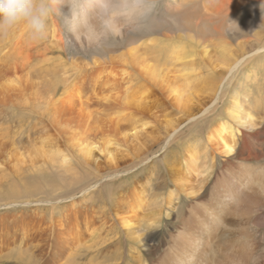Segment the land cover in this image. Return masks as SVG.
Returning <instances> with one entry per match:
<instances>
[{
  "label": "bare ground",
  "instance_id": "bare-ground-1",
  "mask_svg": "<svg viewBox=\"0 0 264 264\" xmlns=\"http://www.w3.org/2000/svg\"><path fill=\"white\" fill-rule=\"evenodd\" d=\"M248 1L246 14L252 12L253 25L248 27L249 32L264 31V5L260 0H56L43 39H33L25 24L17 25V31L29 42L28 50L41 53V58L34 62L27 56L19 65L10 64L15 76L20 69L25 74L4 85L0 114L10 110L18 116V108H22L27 113L23 111L21 116L33 119L35 127L41 126L34 132L41 133L39 146L31 148L27 155L33 168L59 163L71 172L68 166H73L72 162L90 168L97 166L99 152L104 154L108 165L109 174L104 181L113 184L138 165L150 163L146 161L152 152L144 155L142 162L122 166L117 163L119 149L115 148L127 142H136L141 148L143 138L148 144L153 139L145 137L149 122L143 124V120L141 128L135 126L125 131L121 143L118 140L101 143L91 135L81 138L79 132L73 133L67 118L82 116L93 121L116 115L121 121L135 117L146 120L170 110L166 99L173 100V106L185 120L178 124L167 121L165 138H155L158 145L163 144L161 150L168 151L181 134L183 124L203 121L215 114L220 104L228 102L227 97L231 101L225 105V114L237 129L236 135L231 132L230 137L216 139L224 158L210 162L209 167L215 169L218 160H222L223 167L214 176L211 175L214 170L209 172L198 187L179 185V176L176 178L179 160L166 161L167 175L160 184L162 193L157 194L151 206L144 204L148 184L141 182L105 193L107 196L101 202L85 204L97 185H79L84 179L77 178L69 182V186L77 187L58 201L34 203L15 199L2 203L0 212L21 206L29 207L28 212L33 209L32 216L5 214L0 221V227H15L27 232L26 236L36 230L35 236L27 237L30 240L24 235V246L33 240L36 244L27 247L28 252L19 256L17 264H41L43 259L44 264H264V164H249L243 156L248 147L244 144L242 150L237 147L250 134H256L258 140L264 138V114H260L264 110V93L259 90L258 96H254L249 91L229 92L240 68L264 52V44L259 43L257 35L256 40L253 37L255 45L250 39L233 50L225 27L226 18L243 11ZM162 3L172 25L163 26V19L156 16ZM55 53L57 57H49ZM9 58L5 57L7 62L11 61ZM213 59L218 63L213 71L223 70L222 82L200 100L214 78L213 74H202V63L211 64ZM199 85L202 87L198 88ZM28 90L33 101L29 110L20 102L15 103L19 94ZM18 124L23 127L24 120L19 119ZM230 127L226 125L224 129ZM21 133L13 141L15 147L25 136ZM61 139L65 150L59 145ZM258 140L256 145L264 150V140L261 144ZM209 144L213 146L210 141ZM12 155V151L0 145V160L4 159L0 161V172L4 165L13 170L14 179H23L26 167L20 160L13 163ZM1 177L8 187L6 196L17 198L19 187L2 173ZM210 177L212 187L203 201ZM172 183L180 196L191 201L186 215L180 196L175 191L168 194ZM61 203H68L62 211ZM39 204H49L51 214L42 217L36 207ZM171 215L176 216L179 226L174 233L166 234L163 230ZM162 240H167L168 246L152 262L148 261L147 257L158 251Z\"/></svg>",
  "mask_w": 264,
  "mask_h": 264
},
{
  "label": "rangeland",
  "instance_id": "rangeland-1",
  "mask_svg": "<svg viewBox=\"0 0 264 264\" xmlns=\"http://www.w3.org/2000/svg\"><path fill=\"white\" fill-rule=\"evenodd\" d=\"M260 1H263V5H264V0H260ZM249 3L250 1H248L247 4H245L247 7L246 6L243 7V11L238 12V14H236L235 16L227 15L228 18H226L225 27L228 34L226 36H227V40L231 43L233 50H236L237 47H239L240 43H246L247 41L249 42L250 39H251L250 43L255 45L256 42L254 41V38L256 40L257 35H259L258 36L259 43L261 45L264 44L263 30L260 29L257 32L255 31L254 33L253 32L251 33L248 30V27L252 25L251 23L252 18L250 17L252 16V12L251 15L246 14L248 11L247 9L249 8ZM163 4L164 3L160 4L161 9L160 11H158L159 14L157 13L156 16L161 17L163 19L162 21L164 22L163 26L172 25L170 16L166 12L165 5ZM227 6L228 4L227 2H225V7ZM50 20H51L50 18H47V25L50 23ZM60 23L63 27L62 22ZM17 30L18 27L15 26L13 29L9 30L6 33H0V52H1L0 56H2L3 58V61L2 58H0L1 59L0 73H3L2 75L0 74V82H1L0 93L6 91L4 89L9 82H13L17 77L18 78L23 77L25 74V72H22L20 69V71H18V73L15 76L10 64L19 65L22 59H24L27 56L30 57L31 60L34 62H37L38 59L41 58V56H39L41 53H34V51L31 52V50H28L29 42H27L25 39L26 37L24 36L22 37L21 33ZM10 31H13V33ZM44 47L45 45L42 46L43 50H45ZM6 56L10 57L9 58L11 59L10 62L6 61L5 59ZM49 57H52V59H54V57H57V53H55V55L50 54ZM13 60L17 61V63L14 62ZM188 60L190 59H187V61ZM197 61L198 62L201 61V58L198 57ZM217 65L218 63L216 62V59H213L211 64L208 65L204 61L202 63V66H204L202 74L210 75V76L211 74H213L214 78L210 81V84L204 90L203 94L200 95L199 98L200 100L204 99V97H206L208 94L211 93L209 91L210 89L213 88V91H215L222 82L223 70L218 69L215 72L213 71V69L217 67ZM240 69L241 71L237 74V76L234 79V82L232 83L233 87L230 88L229 91L230 94H231V90L233 92H239V93L241 92L246 93L249 91L250 93L251 92L254 93L252 94L254 96H258L259 90H261L264 93V52L259 53L258 57L251 64L246 65L244 68L241 67ZM255 83H258V86H255ZM201 87L202 85L198 86V88ZM75 88L76 87H74L73 90L74 93H75ZM28 91H26V93L24 91L23 93L19 94L17 100H15V103L18 104V102H20V104H22L21 106L26 107L29 110L31 108V102L33 103V101L30 95L31 92ZM1 96L3 95L0 94V97ZM228 99L229 97H227L228 102L225 101L223 104H220L218 106V110L215 114L210 115L208 118L204 119L203 121H199L195 123L186 122L185 124H183L182 127H180V130H182L181 134L174 142H172L171 146L168 148V151L164 149L161 150L160 148L163 146V144L158 145V141L156 142L155 138L157 139L165 138V135L167 133L165 127L168 120H171L173 124H178L181 123L183 120H185V117L182 116L179 109L173 106V100L166 99V102L168 101L167 103L170 106L169 111H167L166 113L159 112L156 115H153L151 119L146 118V120L145 118L141 119L139 117H135L136 119L130 121H126V120L121 121L116 115H111L110 117L109 116L101 117L98 120H93V121L87 120V118L85 117H83L82 119V116H80V118L77 117L78 119L74 118L75 120L71 118H67L68 119L67 125H69L70 128L71 127L73 128L71 129L73 133L79 132L81 138L91 135L90 137L92 139L97 138V140H99L101 143H104V141L107 140H111V141L118 140L121 143L125 131H128L130 130L131 127H135V126L141 128L140 124H142L143 120H144L143 124L149 122V126L146 127L147 134L145 135V137L148 138L150 137L153 139L148 144L146 138H143L142 142L140 143L141 148L139 147V145L136 144V142L134 143L127 142L126 145L123 146V144H120V146L122 145V147L115 146V148L119 149V152L116 156L117 163H120V165L122 166L124 165V163L142 162V160L146 158L145 156H147L152 152L150 154L151 155L150 160L146 161L150 163L138 165L128 175H123L122 178L120 177L117 178V180L113 182V184H111V182H109L108 180L104 181V178L107 177V175L109 174L108 173L109 171L107 170L108 165L106 160L104 159V154H101L99 152L96 153L95 164H97V166L93 167L91 165L90 168H88L86 165H77L74 162H72L73 166H68L70 167V169H72L71 172L66 171L67 167L59 166L58 165L59 163L57 165L51 164L50 166H46V167L33 168L30 164V161L27 159V155L30 154L29 152L31 148L35 149L39 146L38 141L41 133L38 132L37 134H34V132L37 129H39V127L41 126L37 125L35 127L34 126L35 122L33 121V119L27 120V117L21 116V113L23 111L27 113V110L25 111L22 108H18V116L13 115L10 110H5V112L0 114V123H1L0 145L5 146L10 151H12L13 155L11 156V159L13 163L16 162L17 160L18 161L20 160L22 166L26 168H23V171L25 172L23 179L17 180L12 177L13 176L12 169H7L4 165L1 166L2 169L0 173L6 176L7 180H10L12 184H15L17 187H19L20 193L18 194L17 198L14 199L8 198L6 196L7 195L6 190L8 187L6 186V184H3L5 182L3 181L4 180L3 177H1L0 184L2 183L3 185H1L0 188V205L2 203L12 202L16 200L18 202L30 201L34 203L36 201H47V200H51L52 202L58 201V199H61L62 196H65V193L71 190V188L77 187V186L76 187L69 186V182L72 179L77 178L76 180L84 179L83 182L79 183V185L84 184V186L86 185V187L91 185L92 186L97 185L95 190L91 192L89 199L88 200L86 199L84 201L86 202L85 204H95L96 202H101L108 194H110L109 193L110 191L111 193H113L114 191L119 189H128L129 187H132V185L135 182H141V184L143 183L148 184L147 192H145L146 199L144 201V204L146 206H151L152 202L153 201L155 202L156 197L158 198L157 194L162 193L160 184L165 180V177L167 175V171L164 165L168 160H179L180 164L177 169L179 171L178 172L179 175L176 176V178L179 176L178 177L179 181H177L179 185L183 184L185 186L188 185L190 187L193 186L198 187V185L202 184L204 179H206V177L209 175V172H212L214 170V172L211 174L212 176H214L215 173H217L221 169V167H223L222 165L224 163L222 162V160L217 161V165H216L217 167L215 169L209 167L210 162L213 163L214 160L218 158H224V156L221 154L223 149L220 147L216 139L218 138L221 139V137H225V138L230 137L231 132H233V134L235 135L237 134L236 131L237 129L228 122L229 120L227 119V116L225 114V110H224V108H226L225 105H228L229 102L231 101V99L229 100ZM76 111L78 112V109ZM262 113L264 114V110L260 111L261 115ZM19 119L21 121L22 119L24 120L23 127L20 126V124H18ZM78 120H80V122ZM77 121L79 122V124ZM226 125H230L231 129L230 128L229 130L224 129ZM167 128H169V126ZM19 131L22 132L21 135L23 136L25 135V136L21 141H19L20 143L19 146L17 145L18 147H15L16 142H14L15 143L14 146L13 141L15 140V138H17L16 136L17 133H19ZM49 134L54 135L53 132H50ZM234 137L236 139V136ZM257 140H258L257 135L253 133L250 134L248 138L244 137L241 139L240 142L238 143L236 142V143H237V147H239V150H242L243 144L246 145L245 147H248L247 148L248 150L243 155L247 157L246 161L249 164L259 166L261 164H264V150H262V147L256 145L255 142ZM263 140L264 138L259 139L258 143L261 144ZM209 141L213 143L212 147L210 146ZM63 143L64 140L61 139L59 145L61 146L62 150H65L66 146H64ZM152 143L154 145H152ZM145 145L147 146L148 149L146 147H145L146 149L144 148ZM24 146L27 147L24 148ZM150 147H152V149H149ZM3 160L4 159L1 158L0 161L3 162ZM208 181L210 185H208L203 192V196L201 198V200L203 201L206 200L205 198H207V195L209 194L210 189L212 187L211 185L212 177H210ZM169 191H175V193L178 195L179 198L180 191L176 189L174 183L170 185L168 194ZM105 193H107V195ZM165 197L166 196L164 195L163 198L165 199ZM180 199H181V205L183 207V213L186 215L188 212V208L192 205L191 201L188 200L187 202L184 196H180ZM61 205L62 206L60 208L61 209L60 211H62L65 208V206L68 205V203H61ZM76 206L80 207L78 204ZM36 207L40 209L39 212H41L42 217H47L52 212L49 210L50 208H48L50 207L49 204H39L38 206L36 205ZM27 208L29 207L21 206L12 210L2 209V211L0 212V217H1L0 221L3 220L2 217H4L5 214L9 216L15 214L17 216H20L21 214L27 215L28 213L32 216L33 209H31V211L29 210L28 212ZM146 210H148V208H146ZM173 216L175 215H171L170 220H167L168 226H166L163 230V232L165 231L164 233L166 234L170 232L174 233L177 227L179 226V223L176 222V216L174 218ZM26 233L27 232H24L23 230L19 231L17 228L15 227L11 228L8 225L5 228L0 227V264H17L16 261H18L19 256H22L23 254L26 255V253L28 252L27 247H31L30 246L31 244L33 245L36 244V242H34L33 240L32 242L29 241L30 244L24 246L25 244L23 237ZM35 233L36 230L25 236L26 238L30 237V235L35 236ZM28 239L29 238H27V240ZM148 243L152 244L153 242H150L148 240ZM168 244L169 242H167V240H162V244L161 246L158 247V251H156L154 254L152 253L151 256H148L147 258L149 260L148 259L147 260L152 262V260L155 259L158 256V254L163 253V251L165 250L166 246H168ZM44 263L45 261L43 259V261H41V264Z\"/></svg>",
  "mask_w": 264,
  "mask_h": 264
},
{
  "label": "clouds",
  "instance_id": "clouds-1",
  "mask_svg": "<svg viewBox=\"0 0 264 264\" xmlns=\"http://www.w3.org/2000/svg\"><path fill=\"white\" fill-rule=\"evenodd\" d=\"M55 2L56 0H0V33L25 24L33 39H43L46 35L47 18Z\"/></svg>",
  "mask_w": 264,
  "mask_h": 264
}]
</instances>
